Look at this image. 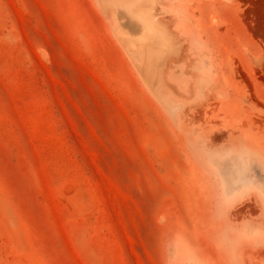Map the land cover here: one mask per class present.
Wrapping results in <instances>:
<instances>
[{
    "label": "rangeland",
    "instance_id": "rangeland-1",
    "mask_svg": "<svg viewBox=\"0 0 264 264\" xmlns=\"http://www.w3.org/2000/svg\"><path fill=\"white\" fill-rule=\"evenodd\" d=\"M133 2L0 0V264H264V0Z\"/></svg>",
    "mask_w": 264,
    "mask_h": 264
},
{
    "label": "bare ground",
    "instance_id": "bare-ground-1",
    "mask_svg": "<svg viewBox=\"0 0 264 264\" xmlns=\"http://www.w3.org/2000/svg\"><path fill=\"white\" fill-rule=\"evenodd\" d=\"M137 1H141V0H134L135 3H134V2H133V3L136 5V2H137ZM139 3L142 4L141 2H139ZM128 4H130V3L128 2ZM128 4H127V5H128ZM130 6H131V4H130ZM131 7H132V6H131ZM131 7L128 8V9H133V7H132V8H131ZM134 7H135V6H134ZM144 7H145V5H144ZM136 8H137V7H136ZM136 8H135V9H136ZM139 8H140V7H139ZM141 8H142V6H141ZM146 8H147V7L144 8L145 11L148 10V9H146ZM128 11H130V10H128ZM128 11H127V12H128ZM132 11H134V10H132ZM130 12H131V11H130ZM142 12H143V10H142V11H139V13H142ZM144 13H145V12H144ZM146 13H147V12H146ZM146 13H145V15H144V18H146V19L148 18V19H149V18H150V17H149V14L147 13V14H148V15H147ZM130 14H131V13H130ZM131 15H132V14H131ZM133 15H134V14H133ZM141 15L143 16V13H142ZM146 15H147V16H146ZM145 16H146V17H145ZM142 19H143V18H142ZM150 19H151V18H150ZM150 19H149V22L151 23L152 21H150ZM146 21H148V20H146ZM146 21H145V23L148 24V22H146ZM143 22H144V21H143ZM154 22H155V21H154ZM152 25H153V22H152L151 26H148L149 28L146 27V29H148L149 31L155 33L156 27H155V28L153 27V29H155V30H153V29H152ZM146 26H147V25H146ZM157 26H159V25H157ZM157 29H158V31L155 33V35H156L157 33H158V35H159V33H160L161 36L164 35V34H163V33H164L163 31H162V33L160 32V28H159V27H157ZM161 29H162V28H161ZM162 30H163V29H162ZM159 36H160V35H159ZM161 36H160V37H161ZM157 37H158V36H157ZM157 37H155V38L157 39ZM145 38H146V36H145ZM150 38H151V37H150ZM164 38H165V37H164ZM156 39H155L152 43H147L149 40L146 39V40H148V41H147V42L145 41V43H147V45L150 46V47H149V48H150V52H152L153 54L156 53V54L158 55V53H160V51H159L160 47L158 48V46H160V45L162 44V42H161V41H156ZM166 39H167V38H166ZM160 40H161V39H160ZM149 42H151V41H149ZM141 44H142V43H141ZM155 44H156L157 47H155ZM146 49H147V48H146ZM157 49H158V50H157ZM133 50H134V49H133ZM139 51H140V50H139ZM139 51H138V52H139ZM147 51H148V50H147ZM142 52H143V51H142ZM145 54H146V53H145ZM166 54L168 55V53H166ZM137 55H138V54H137ZM149 55H151V54H149ZM144 56H145V55H143V57H144ZM168 56H169V55H168ZM151 57H152V56H151ZM166 57H167V56H166ZM155 58H156V57H155ZM143 59H144V58H143ZM147 59H148V58H147ZM153 61H154V60H153ZM143 62L146 63L147 61H143ZM155 62H156V61H155ZM147 63L150 65V62H147ZM156 63H158V62H156ZM156 63H155V66L158 65V64H156ZM147 66H148V65H147ZM159 66H160V65H159ZM141 67H143V66H141ZM148 68H149V67H148ZM158 68H159V67H158ZM158 68L156 67V69L159 71ZM144 69H145V68H144ZM156 69H155L156 72H153V73H154L153 75H155V74L157 73V70H156ZM147 70H148V69H147ZM153 71H154V70H153ZM147 73H148V72H147ZM158 73H159V72H158Z\"/></svg>",
    "mask_w": 264,
    "mask_h": 264
}]
</instances>
